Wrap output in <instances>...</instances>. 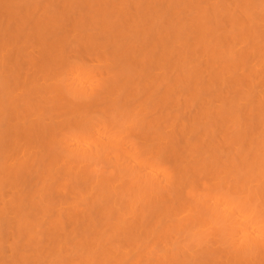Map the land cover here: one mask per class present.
I'll list each match as a JSON object with an SVG mask.
<instances>
[{
	"label": "bare ground",
	"instance_id": "obj_1",
	"mask_svg": "<svg viewBox=\"0 0 264 264\" xmlns=\"http://www.w3.org/2000/svg\"><path fill=\"white\" fill-rule=\"evenodd\" d=\"M0 264H264V0H0Z\"/></svg>",
	"mask_w": 264,
	"mask_h": 264
}]
</instances>
